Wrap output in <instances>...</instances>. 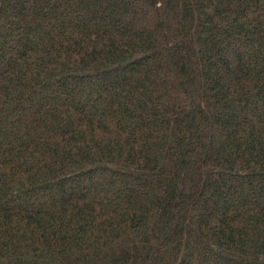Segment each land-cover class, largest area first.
Wrapping results in <instances>:
<instances>
[{
	"label": "trees",
	"instance_id": "1",
	"mask_svg": "<svg viewBox=\"0 0 264 264\" xmlns=\"http://www.w3.org/2000/svg\"><path fill=\"white\" fill-rule=\"evenodd\" d=\"M0 264H264V0H0Z\"/></svg>",
	"mask_w": 264,
	"mask_h": 264
}]
</instances>
